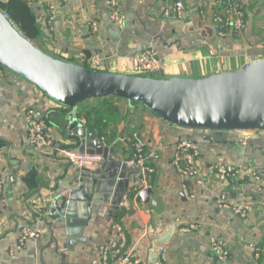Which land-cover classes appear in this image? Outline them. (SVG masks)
Masks as SVG:
<instances>
[{"label":"crops","instance_id":"crops-1","mask_svg":"<svg viewBox=\"0 0 264 264\" xmlns=\"http://www.w3.org/2000/svg\"><path fill=\"white\" fill-rule=\"evenodd\" d=\"M26 1L42 30L34 42L47 53L79 65L98 59L101 70L130 74L125 68L131 57L154 48L167 78L200 79L264 58V0H241L247 28L225 38L214 27L215 0H182L189 13L185 19L176 17L177 0H120L126 14L122 30L113 27L106 0ZM91 21H97L96 33ZM132 105L125 98L106 96L67 110L23 76L5 71L0 79V179L4 181L0 264H101L103 246L119 240L118 225L126 239L120 254L128 261L115 259L113 264H150L156 241L171 228L175 230L164 245L165 256L158 253L162 264H264V131L188 129L164 121L143 105L136 109ZM30 109L46 118L56 148L93 149L89 133L83 146L68 137L70 124L75 125L72 118L77 117L104 146L114 147L112 160L135 158L134 134L143 139L146 153L156 156L147 161L144 171L133 168L129 179L131 184L139 183L129 188L124 182L115 183L120 181V165L117 172L115 167L108 169V163L92 167L87 185L94 190L97 179L102 190L97 197L108 194L109 200L99 202L90 214L79 181L83 172L54 148L28 144ZM188 138L200 146L201 182L183 177L173 163L178 143ZM218 157L238 168L236 179H218L214 169ZM145 182L152 189L148 198L133 195ZM222 194L228 204L242 205L243 211L220 205ZM64 197L74 202L76 210L69 212L73 218L68 223L49 216L55 199ZM23 227L38 229L40 236L19 247ZM213 237L225 243L228 259L214 253Z\"/></svg>","mask_w":264,"mask_h":264},{"label":"water","instance_id":"water-1","mask_svg":"<svg viewBox=\"0 0 264 264\" xmlns=\"http://www.w3.org/2000/svg\"><path fill=\"white\" fill-rule=\"evenodd\" d=\"M113 35L118 36L119 31L113 30ZM0 65L23 76L67 110L90 98L118 96L147 107L170 124L188 129L264 131V58L250 61L236 71H224L200 79L167 78L163 70L149 76H135L93 69L47 53L25 36L8 14L0 9ZM72 119L75 125L70 124L68 137L83 146L85 142L82 139L89 133L94 149L80 151L102 154L108 169H116L120 165L117 185L124 182L129 188L139 183L134 181L131 184L129 179L134 173L133 168L144 171L139 164L129 166L126 161L112 160L110 156L114 147L104 146L102 139L96 137L77 117ZM78 171L83 172L79 181L82 183L83 200L91 214L97 211L99 202L109 200V195L97 197L102 190L97 187L95 178L94 190L87 185L86 177L93 175L92 169L78 168ZM145 173L148 174V171ZM108 186L107 192L112 184ZM151 192V188H146L138 196L146 199ZM73 204L69 198H56L49 216L64 223L71 222L73 215L69 212H76L72 209ZM174 230L171 228L156 241L150 264H162L158 261L159 249L170 241Z\"/></svg>","mask_w":264,"mask_h":264},{"label":"built area","instance_id":"built-area-1","mask_svg":"<svg viewBox=\"0 0 264 264\" xmlns=\"http://www.w3.org/2000/svg\"><path fill=\"white\" fill-rule=\"evenodd\" d=\"M106 9L108 12L109 19L116 30H122L126 23V14L122 10L120 0H106ZM174 11L176 17L185 19L188 17V11L185 10L184 2L177 0ZM53 12L49 15L50 20L53 19ZM214 21V27L216 34L220 38H225L229 35L242 34L247 28L246 12L244 5L241 0H215V9L212 15ZM91 28L94 33L98 30L97 21L90 22ZM89 67L93 69L101 70L100 61L97 59L89 63ZM164 63L160 58L159 54L154 48H147L139 53L133 55L130 59V64L125 71L130 73L129 75L135 76H149L155 71L163 70ZM7 68L0 66V79L4 77ZM139 104L133 103L132 108L136 109ZM27 123V142L30 146L43 149V148H54L56 152L60 153L62 157L67 160L70 164L78 168H90L97 164L105 163L106 159L102 154L91 153L88 151H80L72 148H60L54 147V135L49 126L48 121L44 116H41L36 110L30 109L26 115ZM133 147L135 150V158L127 161L128 165L135 163L139 164L142 168L146 167L147 161L156 156L155 153H146L145 143L143 139L138 135L134 134ZM200 156V146L194 139L188 138L180 141L176 147V151L173 157V163L177 171L183 177H193L197 182L201 173L198 163ZM216 175L220 181H227L229 179H236L240 174L238 168L229 164L224 157H218L214 164ZM4 187V181L0 179V190ZM150 184L143 183L140 189H136V195L143 189L149 188ZM184 192L189 194L187 187H184ZM227 195L222 194L219 198V203L223 207H230L232 210L237 212L243 211L242 205H231L227 202ZM119 232V240L109 241L105 244L101 251V264H113L115 259H118L121 263L127 262L128 257L120 254L122 248L125 245V235L120 225L117 226ZM40 236L38 229L31 227H23L19 236V247H22L30 239H36ZM121 240V241H120ZM211 246L214 253L221 259H228L230 251L228 250L225 243L216 237L211 239ZM165 246H161L159 253L165 256Z\"/></svg>","mask_w":264,"mask_h":264},{"label":"trees","instance_id":"trees-1","mask_svg":"<svg viewBox=\"0 0 264 264\" xmlns=\"http://www.w3.org/2000/svg\"><path fill=\"white\" fill-rule=\"evenodd\" d=\"M0 9L8 14L10 19L15 23V25L22 31L25 36L30 38L32 41L38 40L42 33L40 22L35 10L28 3V1L0 0ZM85 66L89 67V65ZM136 192L137 191H133V195H136Z\"/></svg>","mask_w":264,"mask_h":264}]
</instances>
